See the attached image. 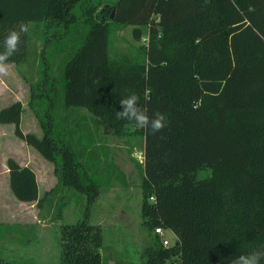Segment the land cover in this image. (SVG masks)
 <instances>
[{
	"label": "trees",
	"instance_id": "trees-1",
	"mask_svg": "<svg viewBox=\"0 0 264 264\" xmlns=\"http://www.w3.org/2000/svg\"><path fill=\"white\" fill-rule=\"evenodd\" d=\"M98 5L0 0V51L7 32L21 23L42 22L54 36L79 34L60 78L64 105L87 108L104 132L131 129L144 136L140 209L151 234L137 262L120 264H229L264 248V0H114L97 10ZM120 24L133 25L134 38L145 36L150 43L140 44L134 57L112 60L109 34ZM27 48L28 32L10 61L23 60ZM30 90L28 104L42 134L20 128L19 100L0 108V122L12 123L20 138L54 162L60 185L75 187L92 202L106 181L53 132L56 94L39 84ZM132 93L149 116L163 113L167 127L153 135L117 119L119 100ZM6 165L17 199L39 203L46 197L47 192L38 195L31 166L13 157ZM108 173L122 172L112 164ZM156 225L177 238L164 246L152 233ZM60 241L61 259L54 264H108L100 252V226L86 216L63 224Z\"/></svg>",
	"mask_w": 264,
	"mask_h": 264
},
{
	"label": "rangeland",
	"instance_id": "rangeland-1",
	"mask_svg": "<svg viewBox=\"0 0 264 264\" xmlns=\"http://www.w3.org/2000/svg\"><path fill=\"white\" fill-rule=\"evenodd\" d=\"M114 0H91L103 4ZM27 54L11 61L7 76H0V108L19 100L23 105L20 128L42 134L35 112L28 104L30 87L46 86L56 94L53 107V132L70 142L86 169L106 181L95 199L88 203L86 194L73 186L60 185L54 162L42 156L14 132L12 123L0 122V264H54L61 259V226L86 216L99 224L102 234L100 252L108 264L137 262L145 237L151 233L142 224L141 163L137 150L144 151V136L139 132L116 135L104 132L91 112L83 106H66L60 78L66 61L78 45L79 34L60 37L44 32L42 22H30ZM131 24L113 25L109 34V55L134 57L145 43L132 34ZM83 33V31H82ZM54 37V38H53ZM46 77V78H45ZM33 105L40 109L39 98ZM15 158L31 166L38 180L39 203L15 197L9 186L6 160ZM121 170L108 173V165ZM173 241L175 236L166 230ZM152 233H154L152 231Z\"/></svg>",
	"mask_w": 264,
	"mask_h": 264
},
{
	"label": "clouds",
	"instance_id": "clouds-1",
	"mask_svg": "<svg viewBox=\"0 0 264 264\" xmlns=\"http://www.w3.org/2000/svg\"><path fill=\"white\" fill-rule=\"evenodd\" d=\"M29 31L28 25L21 23L17 29H10L3 40V51H0V76H7L8 68L11 64L10 57L20 49L21 35ZM146 45L150 41H145ZM119 111L115 112L117 119L127 120L134 124L137 129L147 130L155 135L167 127L165 115L159 111L154 112L151 116L148 114L146 107H141L139 97L132 93L127 97L119 100ZM135 158L143 164L146 159V153L137 150ZM264 262V248L253 250L248 254H242L232 259L229 264H262Z\"/></svg>",
	"mask_w": 264,
	"mask_h": 264
},
{
	"label": "built area",
	"instance_id": "built-area-1",
	"mask_svg": "<svg viewBox=\"0 0 264 264\" xmlns=\"http://www.w3.org/2000/svg\"><path fill=\"white\" fill-rule=\"evenodd\" d=\"M150 199H153V196H150ZM166 230H170L173 234H174V236H175V238H177V236L175 235V233L170 229V228H164L163 226H161V225H156L155 227H154V233H156V234H158L159 235V237H160V239H161V241H162V244L164 245V246H169L173 241H171L167 236H166ZM174 238V239H175Z\"/></svg>",
	"mask_w": 264,
	"mask_h": 264
},
{
	"label": "water",
	"instance_id": "water-1",
	"mask_svg": "<svg viewBox=\"0 0 264 264\" xmlns=\"http://www.w3.org/2000/svg\"><path fill=\"white\" fill-rule=\"evenodd\" d=\"M108 4H103L102 8L106 7ZM113 11L110 13V17H112Z\"/></svg>",
	"mask_w": 264,
	"mask_h": 264
},
{
	"label": "crops",
	"instance_id": "crops-1",
	"mask_svg": "<svg viewBox=\"0 0 264 264\" xmlns=\"http://www.w3.org/2000/svg\"><path fill=\"white\" fill-rule=\"evenodd\" d=\"M23 112V111H22ZM7 173H8V169H7ZM8 178H9V173H8ZM38 181V180H37ZM38 195H39V187H38ZM26 202V201H24Z\"/></svg>",
	"mask_w": 264,
	"mask_h": 264
}]
</instances>
